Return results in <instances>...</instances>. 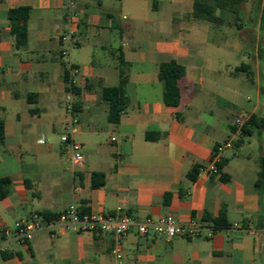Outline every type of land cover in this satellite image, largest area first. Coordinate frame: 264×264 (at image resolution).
Here are the masks:
<instances>
[{
	"label": "crops",
	"instance_id": "obj_1",
	"mask_svg": "<svg viewBox=\"0 0 264 264\" xmlns=\"http://www.w3.org/2000/svg\"><path fill=\"white\" fill-rule=\"evenodd\" d=\"M70 1L75 35L64 40ZM194 1L0 0V178L12 182L0 201V264H115L109 234L56 225L20 245L4 233L34 215L58 218L72 204L139 220L172 215L197 228L196 238L132 232L121 240L122 264H264V188L256 189L264 128L235 145L241 127L264 116L261 12L248 0L239 15L218 11L215 24L192 17ZM23 7L32 13L28 43L18 48L9 12ZM171 61L186 70L178 107L165 104L159 79ZM122 69L129 104L114 125L102 91L120 85ZM70 102L83 165L61 140ZM225 143L232 148L217 163L227 161L228 182L213 159ZM94 173L105 175L104 186L93 188ZM222 214L229 227L215 230L211 219Z\"/></svg>",
	"mask_w": 264,
	"mask_h": 264
},
{
	"label": "trees",
	"instance_id": "obj_2",
	"mask_svg": "<svg viewBox=\"0 0 264 264\" xmlns=\"http://www.w3.org/2000/svg\"><path fill=\"white\" fill-rule=\"evenodd\" d=\"M248 0H195L194 10L192 17L198 21L209 22L218 24L221 21L217 18L216 14L218 11L222 13H231L239 15L243 11L245 4ZM258 4L256 7L257 11L261 12V31L264 33V7L261 4L263 0H257ZM32 9L29 7H23L18 9L10 10L9 21L11 34L15 37L16 45L18 48H23L28 43V23ZM264 54V48L261 49V55ZM124 66V62H123ZM186 75V70L183 66L179 65L176 61L164 63L159 69V79L164 85V102L169 107H178L181 103V90L179 88V81ZM66 82L69 84V90L75 94H79L80 90L70 85L68 76H65ZM128 79L124 69L121 70L120 85L115 88H105L102 91V98L109 106V122L117 125L121 121L123 113L128 107V99L125 96V86L127 85ZM264 128V116H253L250 120L241 127V138L235 143L237 147H240L245 139L249 138L253 134L254 129ZM5 138V123L0 119V140L3 141ZM227 161L222 160L216 164L217 169L222 174V181L228 182L230 177L227 174L222 173ZM201 172V168L198 166L193 167L187 178L191 182H196L198 175ZM105 184V175L101 173H94L92 175V186L93 188H100ZM12 182L10 178H0V201L5 200L11 192ZM27 187L30 189V185L27 183ZM264 188V159L261 161V171L259 173L256 189L261 195ZM170 195H167V202ZM43 220L52 221L56 220V216L48 214H42ZM208 218V217H207ZM214 223L215 230H222L229 227L225 215L222 214L217 219H211ZM12 255L5 256V258L11 257Z\"/></svg>",
	"mask_w": 264,
	"mask_h": 264
},
{
	"label": "built area",
	"instance_id": "obj_3",
	"mask_svg": "<svg viewBox=\"0 0 264 264\" xmlns=\"http://www.w3.org/2000/svg\"><path fill=\"white\" fill-rule=\"evenodd\" d=\"M68 10L70 29L68 35L64 36V40L72 38L75 35V29L72 26L76 23L77 14L71 1L69 2ZM66 112L71 119L70 132L62 136L61 140L69 147L71 161L76 165H83L85 159L80 152L81 147L72 138L74 127L77 123L73 117L74 106L72 102L67 106ZM226 148H232V144L225 143L215 148L213 155L215 163L218 162L219 155ZM56 225H61L66 230L78 233H104L112 235L114 237V244L111 252L116 260L115 264H122L121 240L132 232H136L141 236L157 235L166 237L167 239L178 237L196 238L198 236L197 228L194 225H181L172 215L159 219L148 218L146 220H139L132 215L120 212V210L116 216L103 215L96 212H82L76 204L70 205L54 221H49L45 224L40 215H34L31 219L15 223L12 229H6L4 233L11 235L12 239L18 244L26 245L36 233L47 227L52 228Z\"/></svg>",
	"mask_w": 264,
	"mask_h": 264
},
{
	"label": "rangeland",
	"instance_id": "obj_4",
	"mask_svg": "<svg viewBox=\"0 0 264 264\" xmlns=\"http://www.w3.org/2000/svg\"><path fill=\"white\" fill-rule=\"evenodd\" d=\"M60 138V137H59Z\"/></svg>",
	"mask_w": 264,
	"mask_h": 264
}]
</instances>
